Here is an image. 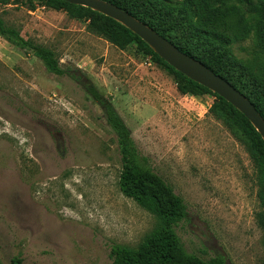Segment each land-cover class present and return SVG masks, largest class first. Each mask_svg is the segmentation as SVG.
Wrapping results in <instances>:
<instances>
[{"label": "rangeland", "instance_id": "rangeland-1", "mask_svg": "<svg viewBox=\"0 0 264 264\" xmlns=\"http://www.w3.org/2000/svg\"><path fill=\"white\" fill-rule=\"evenodd\" d=\"M5 24L52 50L79 80L50 74L0 36V264H112L159 220L125 197L118 139L88 81L112 104L139 153L187 206L185 250L209 261L264 264V175L242 135L212 112L215 98L177 81L70 11L26 0L0 6ZM253 41L231 48L246 60Z\"/></svg>", "mask_w": 264, "mask_h": 264}, {"label": "trees", "instance_id": "trees-1", "mask_svg": "<svg viewBox=\"0 0 264 264\" xmlns=\"http://www.w3.org/2000/svg\"><path fill=\"white\" fill-rule=\"evenodd\" d=\"M54 9L70 11L91 22V27L121 48L136 44L138 51L151 59L179 84L183 94L210 95L215 98L212 112L231 124L249 144L264 175V141L252 124L232 105L201 85L191 81L161 59L131 31L90 9L59 0H26ZM109 3L155 31L182 53L198 61L231 84L249 100L264 119V0H101ZM12 0H0V6ZM0 36L21 50L32 52L50 74L79 80L75 72L65 71L55 53L25 40L8 27L0 16ZM253 41L246 60L232 57L231 48ZM86 92L102 108L108 125L118 139L122 169L121 193L159 220L138 249L113 246L112 264H226L222 257L204 261L187 253L176 233L186 220L187 206L173 188L159 176L147 157L142 156L131 132L114 109L88 81ZM264 205V194L261 196ZM20 264V262H18Z\"/></svg>", "mask_w": 264, "mask_h": 264}, {"label": "water", "instance_id": "water-1", "mask_svg": "<svg viewBox=\"0 0 264 264\" xmlns=\"http://www.w3.org/2000/svg\"><path fill=\"white\" fill-rule=\"evenodd\" d=\"M97 12L119 23L144 41L161 59L191 81L218 95L238 110L252 124L264 141V119L255 106L231 84L203 64L182 53L145 24L119 8L101 0H59Z\"/></svg>", "mask_w": 264, "mask_h": 264}]
</instances>
